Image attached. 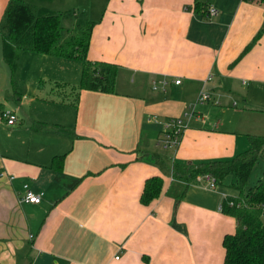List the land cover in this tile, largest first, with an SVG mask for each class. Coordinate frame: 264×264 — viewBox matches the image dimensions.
Wrapping results in <instances>:
<instances>
[{
  "label": "crops",
  "instance_id": "crops-1",
  "mask_svg": "<svg viewBox=\"0 0 264 264\" xmlns=\"http://www.w3.org/2000/svg\"><path fill=\"white\" fill-rule=\"evenodd\" d=\"M9 1L0 0V264H224L223 238L237 226L220 208L230 193L175 180L172 166L231 158L248 133L264 134L209 124L197 102L219 86L264 92V0H208L214 15L195 11L194 0H105L77 23L95 21L88 57L118 65L114 89L77 96L79 59L25 51L14 71L6 63ZM23 1L66 11L55 0ZM79 6L94 8L71 0L66 9L79 17ZM172 117L184 129L166 147ZM155 174L162 191L144 204ZM25 183L44 192L41 202L22 200Z\"/></svg>",
  "mask_w": 264,
  "mask_h": 264
},
{
  "label": "trees",
  "instance_id": "trees-1",
  "mask_svg": "<svg viewBox=\"0 0 264 264\" xmlns=\"http://www.w3.org/2000/svg\"><path fill=\"white\" fill-rule=\"evenodd\" d=\"M209 7L208 0H194L195 11L208 14ZM73 15L72 10L58 11L47 6L36 7L28 1L10 0L2 23V28L6 30L2 46L4 60L14 71L20 55L25 51L79 59L83 63L82 78L79 84H71L76 96L84 88L112 91L118 65L88 57L95 21L86 20L67 26L65 20ZM34 125L48 128L38 123ZM247 137L249 146L231 158L174 161L172 166L173 178L187 185L197 182L201 175L207 173L215 178L217 186L224 184L229 175L232 176L229 186L236 193L224 195L222 210L236 218L237 226L234 232L226 233L223 238L224 264H264V176L254 185H249L251 172L264 152V134L248 133ZM163 184L164 179L159 174L148 177L141 202L149 204L157 198Z\"/></svg>",
  "mask_w": 264,
  "mask_h": 264
},
{
  "label": "rangeland",
  "instance_id": "rangeland-1",
  "mask_svg": "<svg viewBox=\"0 0 264 264\" xmlns=\"http://www.w3.org/2000/svg\"><path fill=\"white\" fill-rule=\"evenodd\" d=\"M57 1L59 2V0H55L53 2L52 7L65 10H67L66 8H70L69 3L71 0H63L62 3L65 4L64 6L62 4L59 5ZM104 2L105 0H89V3L94 5V8H89L88 10L93 9V11L85 13L83 11L84 8L79 6L81 10L80 16L77 17L73 15L72 18L65 20V24L71 27L79 21H84L86 18L91 19L96 17L100 12L101 4ZM75 64L79 66V61H75ZM77 73H79L78 69L72 76L78 77L77 79H79ZM203 92L210 94V97L203 102L198 101L197 99L198 103L207 104L205 106V112L202 116L203 120L208 121L209 124L216 120H219L220 123L225 121L226 123H231L230 125L236 129L238 127H243L248 131L264 133V92H259L258 90L249 91L246 89V86H240L235 89L231 95L223 88V86L216 87L214 92ZM263 176L264 152L260 155L259 160L251 172L249 185H254L257 183L259 178ZM231 178L232 176L229 175L224 184H221L222 190L226 193H236V191L229 186ZM197 182L206 183L204 179H198Z\"/></svg>",
  "mask_w": 264,
  "mask_h": 264
},
{
  "label": "built area",
  "instance_id": "built-area-1",
  "mask_svg": "<svg viewBox=\"0 0 264 264\" xmlns=\"http://www.w3.org/2000/svg\"><path fill=\"white\" fill-rule=\"evenodd\" d=\"M216 13H217V9L213 6H210L208 9V14L214 15ZM211 78L212 76L210 75L208 79H211ZM163 82H166V80H163ZM175 82L180 83L181 79H176ZM209 97H210L209 93L202 92L198 97V101L203 102L207 100ZM1 114L4 118H6L8 123H14L16 121V115L15 113L11 111L4 110L2 111ZM183 129H184V122L181 118L172 117L168 119L165 123L164 129L162 132V137L160 138V142L166 147L167 146H178L181 135L183 133ZM198 179L199 180L204 179L206 183L208 184V186L211 188L217 187V182L215 178L209 173L201 175ZM43 195H44L43 191L36 192L35 190L32 189V187L28 183L24 184V194L22 196V200H25L27 202L39 203L42 201ZM222 206H223L222 203H220L221 209H222Z\"/></svg>",
  "mask_w": 264,
  "mask_h": 264
}]
</instances>
